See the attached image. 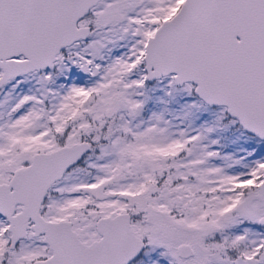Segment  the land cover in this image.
<instances>
[{"label":"snow or ice","instance_id":"6c2138e0","mask_svg":"<svg viewBox=\"0 0 264 264\" xmlns=\"http://www.w3.org/2000/svg\"><path fill=\"white\" fill-rule=\"evenodd\" d=\"M0 264H264V0H0Z\"/></svg>","mask_w":264,"mask_h":264}]
</instances>
